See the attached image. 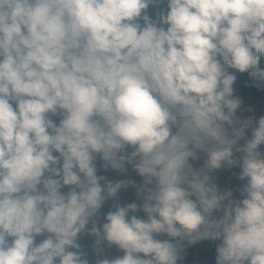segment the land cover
<instances>
[{"label":"clouds","instance_id":"1","mask_svg":"<svg viewBox=\"0 0 264 264\" xmlns=\"http://www.w3.org/2000/svg\"><path fill=\"white\" fill-rule=\"evenodd\" d=\"M240 74L264 92V0H0V264H264Z\"/></svg>","mask_w":264,"mask_h":264},{"label":"trees","instance_id":"2","mask_svg":"<svg viewBox=\"0 0 264 264\" xmlns=\"http://www.w3.org/2000/svg\"><path fill=\"white\" fill-rule=\"evenodd\" d=\"M166 8V3H161L158 6H150L148 9V13L152 18H156L157 13L160 11V9ZM248 81V77L246 74H240L238 76V82L235 85L237 89L240 90H246L248 88L245 87L246 82ZM250 90V89H248ZM254 93V102H261L262 97H264V92H257L255 90H251ZM235 171V170H234ZM221 174H229V178L227 177V180L229 181L228 183H225V185L221 184V190L223 191L224 189L228 187H233L236 188L238 187L242 182L236 180L234 177H231V174L228 172H220ZM110 179L112 180H118V179H124V178H134L137 181H139V177L135 175V173L129 172L127 176H122L121 174L115 172V171H110L107 173ZM231 177V179H230ZM238 195V194H237ZM133 200H137V197L135 196V191L134 189H127V190H122L118 194V201L121 204H127L132 202ZM139 202V201H137ZM113 202L109 201L101 210V222H103L102 218L104 215L107 214L108 211L112 210L111 209V204ZM140 216H143L144 214L142 212L137 213ZM92 238H86L82 239L81 243L88 245L90 244ZM214 248L215 244L213 242H201L199 245H197L194 248H191L189 250L188 254V260L194 262V264H214L215 260V254H214ZM103 255H106L108 257H115L117 255H122V253L118 252L114 247L111 249H108L107 247L105 248V252Z\"/></svg>","mask_w":264,"mask_h":264},{"label":"rangeland","instance_id":"3","mask_svg":"<svg viewBox=\"0 0 264 264\" xmlns=\"http://www.w3.org/2000/svg\"><path fill=\"white\" fill-rule=\"evenodd\" d=\"M238 90L245 95V97H246V99L248 100L249 103H253V104H260L261 103V102H256V101L254 102V93L255 92H253L251 90H248V89H246V90L238 89ZM257 115H259V112H257ZM217 176L219 177L218 183H219L220 187H221V184L225 185V183L229 182L227 180V177L229 178V174L227 175V174H224V173L223 174L217 173ZM230 179H231V177H230Z\"/></svg>","mask_w":264,"mask_h":264}]
</instances>
